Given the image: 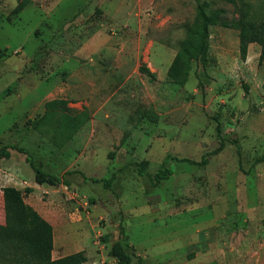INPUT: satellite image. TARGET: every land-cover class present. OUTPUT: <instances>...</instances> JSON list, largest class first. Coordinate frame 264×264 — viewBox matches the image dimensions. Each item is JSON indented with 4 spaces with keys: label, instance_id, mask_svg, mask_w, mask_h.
<instances>
[{
    "label": "rangeland",
    "instance_id": "374dc122",
    "mask_svg": "<svg viewBox=\"0 0 264 264\" xmlns=\"http://www.w3.org/2000/svg\"><path fill=\"white\" fill-rule=\"evenodd\" d=\"M199 1L238 17L230 0ZM247 1L261 18L264 0ZM196 13V0H0V144L59 177L72 171L68 184L20 177L56 248L10 264L106 252L120 226L132 264H264V53L250 43L242 59L238 30L212 25L205 60L175 83L167 68ZM54 98L83 112L80 127L41 119ZM113 173L109 186L91 179ZM64 226L80 228L81 245Z\"/></svg>",
    "mask_w": 264,
    "mask_h": 264
},
{
    "label": "trees",
    "instance_id": "16d2710c",
    "mask_svg": "<svg viewBox=\"0 0 264 264\" xmlns=\"http://www.w3.org/2000/svg\"><path fill=\"white\" fill-rule=\"evenodd\" d=\"M230 1L234 4L238 12V17L234 19L220 18L217 12H210L208 10V2L196 0V19L188 28L187 42L175 52L167 68L168 78L179 85L186 83L191 70L192 60H198L200 58L205 60L209 46V27L212 25L220 24L224 27H231L238 30V50L242 59L246 57L248 45L250 43H257L260 45V56H262L264 53V15L256 19L255 16L251 14L252 3L250 1ZM139 69L141 72H147L153 75L147 67L141 66ZM67 103L68 101L66 99L60 98L46 101L44 103V113L41 119L55 121L61 128L70 127L72 130H75L80 127L84 121V117H81L83 112L80 111L76 112V114H72V109L67 106ZM222 146L223 142L212 152L216 153ZM9 148L16 149L25 155V160L32 168L34 180L38 184H68V181L64 179V175L72 171L64 172L61 177L49 173L33 162L27 149L14 144L0 145V157L10 156ZM167 160L168 157L165 158L163 163ZM179 160L189 159L183 158ZM203 162L205 163L206 159L201 161V163ZM138 172L139 174H145L143 163H139ZM172 173L173 170L171 168L165 167L164 172H158L152 175L151 181L154 185H157L161 180L168 178ZM114 176L113 173L108 179H96L94 177L91 179L95 182L102 181L106 186H109ZM83 180L87 181L88 178L83 176ZM2 200L4 223H0V264H10V257L12 255H17L19 258V260L17 259V263H20V261L25 258H35L45 254L42 249L41 251L29 250L37 247H49L53 240L52 225L42 218L33 224H29L24 194L20 189L14 186L2 187ZM119 235L120 236L110 245L107 250V255L113 257L116 264H132V255L129 251L131 244L122 226L119 227ZM86 261L87 255L85 251L78 250L35 264H86ZM13 264H16V262Z\"/></svg>",
    "mask_w": 264,
    "mask_h": 264
},
{
    "label": "crops",
    "instance_id": "0c3cea01",
    "mask_svg": "<svg viewBox=\"0 0 264 264\" xmlns=\"http://www.w3.org/2000/svg\"><path fill=\"white\" fill-rule=\"evenodd\" d=\"M0 145H4V144H0ZM9 151H10V156L0 157V209H1L0 210L1 211L0 212V223H4L2 187L14 186L15 188L23 191L26 188L23 187V184H21L20 177L23 175H27L29 178L31 177L34 180V172L32 168L30 167V165L28 164V162L25 160V155L21 152L18 153L12 150L11 148H9ZM30 191H31V188L27 189L28 195L24 196V201L27 207V215H28L29 224H33L41 218L47 220L48 222H50V224H52L49 217L47 216L46 207H44L38 201H35V203L33 204L30 203L32 202L29 199L31 197ZM29 204L32 206V209L29 208ZM54 229L55 228L53 227V233H54ZM75 229L76 230H72L73 233L71 234L67 232V230L65 229V226L63 227V230H62L63 234L65 233V236H67L68 239L72 240L73 244L72 243L71 244L73 246L81 245L79 244V241L81 239L82 233L79 227L75 226ZM64 246L66 248L68 245H63V247ZM55 248L56 247H55L54 237H53V240L51 244L49 245V247H37L29 251H41L42 249L43 251H48L47 253H50V252H54ZM78 250L85 251L87 255L86 264H116L115 259L107 255V251L105 252L101 250L99 252H96L95 247L90 248V247H84L81 245L80 248L78 249H75L72 251H64L63 255L69 254V253H72Z\"/></svg>",
    "mask_w": 264,
    "mask_h": 264
}]
</instances>
